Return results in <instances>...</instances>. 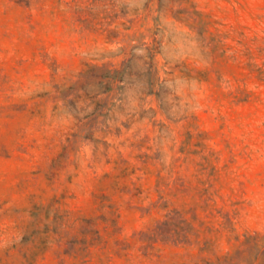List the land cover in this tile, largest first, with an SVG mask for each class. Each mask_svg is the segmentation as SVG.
Instances as JSON below:
<instances>
[{
  "label": "rangeland",
  "instance_id": "1",
  "mask_svg": "<svg viewBox=\"0 0 264 264\" xmlns=\"http://www.w3.org/2000/svg\"><path fill=\"white\" fill-rule=\"evenodd\" d=\"M0 264H264V0H0Z\"/></svg>",
  "mask_w": 264,
  "mask_h": 264
}]
</instances>
